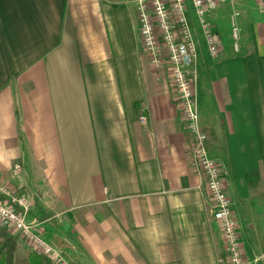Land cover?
<instances>
[{"label": "crops", "instance_id": "0c3cea01", "mask_svg": "<svg viewBox=\"0 0 264 264\" xmlns=\"http://www.w3.org/2000/svg\"><path fill=\"white\" fill-rule=\"evenodd\" d=\"M258 3L225 0L209 13L214 55L189 13L198 122L223 166L247 264H264ZM0 187L25 200V219L67 264L223 260L168 68L143 51L131 0H0ZM4 229L13 256L26 257L30 243Z\"/></svg>", "mask_w": 264, "mask_h": 264}, {"label": "built area", "instance_id": "2783aa9c", "mask_svg": "<svg viewBox=\"0 0 264 264\" xmlns=\"http://www.w3.org/2000/svg\"><path fill=\"white\" fill-rule=\"evenodd\" d=\"M135 5L140 43L151 63H166L176 92L185 131L190 138L192 166L204 178L209 199V213L215 221L223 244L221 264H247L234 217L231 200L222 182L223 166L207 153L206 135L201 130L195 106L190 67L194 60L197 41L189 13L199 26L206 50L214 55L219 40L208 18L216 6L225 0H131ZM258 7L264 10V0ZM234 9L232 16L237 15ZM232 47L237 49V27L231 19ZM139 120L144 122V116ZM18 165H15L17 168ZM28 211L25 200L10 188L0 187V227L25 238L32 250L45 256L51 263L67 264L53 246L45 240L37 224L25 219Z\"/></svg>", "mask_w": 264, "mask_h": 264}, {"label": "trees", "instance_id": "16d2710c", "mask_svg": "<svg viewBox=\"0 0 264 264\" xmlns=\"http://www.w3.org/2000/svg\"><path fill=\"white\" fill-rule=\"evenodd\" d=\"M0 264H13V251L15 249V237L4 228H0ZM24 264H49V260L31 250L23 259Z\"/></svg>", "mask_w": 264, "mask_h": 264}, {"label": "rangeland", "instance_id": "374dc122", "mask_svg": "<svg viewBox=\"0 0 264 264\" xmlns=\"http://www.w3.org/2000/svg\"><path fill=\"white\" fill-rule=\"evenodd\" d=\"M163 64H165V66L167 67L166 63H164V61L162 62ZM1 239V237H0ZM21 255L20 254H17V255H14L13 256V264H24V261L22 257H20Z\"/></svg>", "mask_w": 264, "mask_h": 264}]
</instances>
